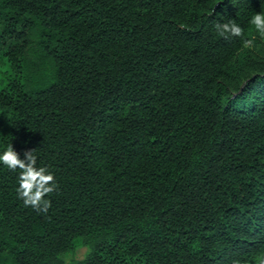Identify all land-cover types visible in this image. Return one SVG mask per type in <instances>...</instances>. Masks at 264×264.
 I'll return each instance as SVG.
<instances>
[{"label":"trees","instance_id":"1","mask_svg":"<svg viewBox=\"0 0 264 264\" xmlns=\"http://www.w3.org/2000/svg\"><path fill=\"white\" fill-rule=\"evenodd\" d=\"M260 12L0 0V151L53 174L44 210L0 165V264H264Z\"/></svg>","mask_w":264,"mask_h":264},{"label":"clouds","instance_id":"2","mask_svg":"<svg viewBox=\"0 0 264 264\" xmlns=\"http://www.w3.org/2000/svg\"><path fill=\"white\" fill-rule=\"evenodd\" d=\"M250 23L261 36H264V12L253 15ZM216 30L220 35L230 34L236 37L242 35L241 27L235 22L217 24ZM251 43V41H247L245 47H248ZM6 70L0 68V73ZM36 159L33 152H25L24 157L20 158L12 145L0 151V165L10 171L19 169V188L17 192L24 200L25 205H31L35 208L43 205V209L46 210L49 201L42 200V197L53 190V187L50 186V182L53 181V174L44 167H37Z\"/></svg>","mask_w":264,"mask_h":264},{"label":"rangeland","instance_id":"3","mask_svg":"<svg viewBox=\"0 0 264 264\" xmlns=\"http://www.w3.org/2000/svg\"><path fill=\"white\" fill-rule=\"evenodd\" d=\"M87 252H88V249L87 248L80 247V248L77 249V251L75 252V254L69 255V256H67L65 258L66 259V262L67 263H70L71 260H73V259L74 260H77V261H81V260H83L86 257ZM254 264H261V263L260 262H256Z\"/></svg>","mask_w":264,"mask_h":264}]
</instances>
